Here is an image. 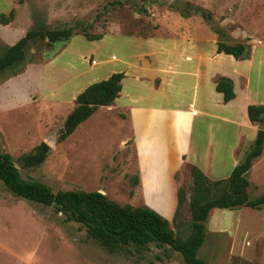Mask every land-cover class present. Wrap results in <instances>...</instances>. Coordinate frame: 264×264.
Returning <instances> with one entry per match:
<instances>
[{"label": "rangeland", "instance_id": "obj_1", "mask_svg": "<svg viewBox=\"0 0 264 264\" xmlns=\"http://www.w3.org/2000/svg\"><path fill=\"white\" fill-rule=\"evenodd\" d=\"M196 8L210 15L211 19L201 18V21L212 31L219 29L222 35L214 34L220 40L245 43L250 51L256 45L264 46V0H24L23 3L0 0V14L7 16L14 11L8 25L0 24V56L6 47L37 27L70 28L75 34L62 47L55 44L61 48L59 51L46 41H34L26 62L0 75V154L12 157L22 178L42 182L54 193L101 191L120 206L128 204L155 211L152 200L143 203L142 196L138 197L132 187V178L138 174L130 146L123 149L121 145L132 140L128 113L99 110L67 139L59 141L65 116L71 108L61 101L79 88L78 78L82 80L88 68L85 62L78 64L79 54H86L88 47L83 35L151 36L169 21L199 15ZM160 36H166L165 28H161ZM86 63L89 65L88 59ZM41 143H47L50 148L45 162L37 168L22 169L20 157ZM247 151L242 147L241 157ZM189 169L184 166L175 175L178 188L187 189L190 185ZM260 181L264 182V164ZM261 190L264 191V186ZM158 206L164 210L169 205ZM173 215L168 218L171 227ZM261 217L256 212L242 213L241 228L245 225L251 228H242L237 235L232 230H225L219 236L215 231L208 233L206 224L198 257L205 264H264ZM179 220L183 225L176 232L185 237L191 224L187 207L181 210ZM0 264L185 263L168 246L110 248L82 225L66 221L53 207L15 197L0 182Z\"/></svg>", "mask_w": 264, "mask_h": 264}, {"label": "crops", "instance_id": "obj_2", "mask_svg": "<svg viewBox=\"0 0 264 264\" xmlns=\"http://www.w3.org/2000/svg\"><path fill=\"white\" fill-rule=\"evenodd\" d=\"M179 18L160 26L151 36L109 33L99 40H86L87 52L78 56V64L85 62L88 66L84 78H78L79 88L61 101L71 110L77 95L89 85L107 80L112 74L123 75L117 99L95 113L105 110L130 116L132 140L121 145L131 149L138 174L134 189L143 203L152 200L155 211L166 220L176 209L177 172L184 166H194L211 181L227 179L241 159L239 151L250 147L262 125L249 122L247 107L264 106V46L251 47L249 59L236 60L217 53L219 38L202 23L200 15ZM178 27L184 29L179 31ZM161 28L166 29L164 37L160 36ZM219 78L232 82L234 98L228 103L215 90ZM262 164L264 149L247 173L250 199L264 192ZM163 204H168V209L158 206ZM244 212L262 214L264 228V207L214 209L209 212L208 233L215 231L219 236L232 230L237 235L240 229L251 228L245 224L246 228H241Z\"/></svg>", "mask_w": 264, "mask_h": 264}, {"label": "trees", "instance_id": "obj_3", "mask_svg": "<svg viewBox=\"0 0 264 264\" xmlns=\"http://www.w3.org/2000/svg\"><path fill=\"white\" fill-rule=\"evenodd\" d=\"M24 0H19L23 3ZM203 19H211L203 9L196 8ZM14 18V11L6 16L0 14V24L8 25ZM214 33L222 35L219 29ZM74 32L70 28L46 30L40 27L28 30L13 45L6 47L0 56V75L13 71L26 62L30 45L36 40L46 41L49 46L68 42ZM88 41L99 40L103 35L85 36ZM217 53L233 56L236 60L250 58V47L245 43L217 41ZM56 50L59 47H55ZM61 49V48H60ZM59 49V50H60ZM58 50V51H59ZM18 73V72H17ZM121 73L112 74L107 80L89 85L77 95L74 107L65 116L63 129L58 140L67 139L80 124L90 118L99 107L111 106L121 91ZM216 92L222 94L224 103L234 98L232 82L219 78L215 84ZM250 123L259 125L264 120V106L250 105L246 109ZM264 149V131L259 130L248 151L241 157L229 177L225 180L211 181L198 168L189 169L190 185L187 189H177L176 209L172 227L168 220L146 207L120 206L99 192L60 191L54 193L42 182L24 179L12 157L0 154V182L15 197L45 207H53L66 221H73L87 229L88 233L102 240L110 248H143L154 245L157 248L170 247L179 253L185 264H205L198 257V250L206 236L209 212L214 209L238 210L250 208L261 210L264 207V193L256 199L247 194L249 182L247 173ZM50 148L45 143L35 147L30 153L20 157L22 169L41 166ZM138 185V177H133L132 187ZM187 207L190 213V229L185 237L176 232L183 223L179 220L181 210Z\"/></svg>", "mask_w": 264, "mask_h": 264}, {"label": "water", "instance_id": "obj_4", "mask_svg": "<svg viewBox=\"0 0 264 264\" xmlns=\"http://www.w3.org/2000/svg\"><path fill=\"white\" fill-rule=\"evenodd\" d=\"M259 130H261V131H264V126H262V125H259ZM46 145H48L47 143H45ZM49 146V145H48ZM100 194H102V195H104V193L103 192H101L100 191Z\"/></svg>", "mask_w": 264, "mask_h": 264}, {"label": "built area", "instance_id": "obj_5", "mask_svg": "<svg viewBox=\"0 0 264 264\" xmlns=\"http://www.w3.org/2000/svg\"><path fill=\"white\" fill-rule=\"evenodd\" d=\"M91 64H95V62H94V61H92V62H91Z\"/></svg>", "mask_w": 264, "mask_h": 264}]
</instances>
